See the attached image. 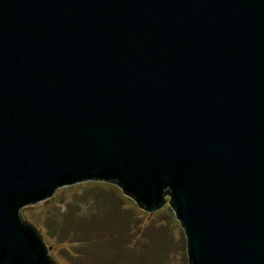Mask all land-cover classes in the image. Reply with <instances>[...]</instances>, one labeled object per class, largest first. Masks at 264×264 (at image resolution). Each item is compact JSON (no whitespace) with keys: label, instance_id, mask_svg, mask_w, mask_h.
<instances>
[{"label":"water","instance_id":"1","mask_svg":"<svg viewBox=\"0 0 264 264\" xmlns=\"http://www.w3.org/2000/svg\"><path fill=\"white\" fill-rule=\"evenodd\" d=\"M91 179L264 264V0H0V264H56L20 209Z\"/></svg>","mask_w":264,"mask_h":264},{"label":"rangeland","instance_id":"2","mask_svg":"<svg viewBox=\"0 0 264 264\" xmlns=\"http://www.w3.org/2000/svg\"><path fill=\"white\" fill-rule=\"evenodd\" d=\"M56 264H187L186 238L168 203L139 207L114 182L86 180L20 209Z\"/></svg>","mask_w":264,"mask_h":264}]
</instances>
